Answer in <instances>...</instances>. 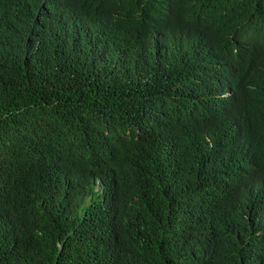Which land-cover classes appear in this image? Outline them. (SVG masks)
<instances>
[{
    "label": "trees",
    "instance_id": "trees-1",
    "mask_svg": "<svg viewBox=\"0 0 264 264\" xmlns=\"http://www.w3.org/2000/svg\"><path fill=\"white\" fill-rule=\"evenodd\" d=\"M129 4L0 0V264H264V0Z\"/></svg>",
    "mask_w": 264,
    "mask_h": 264
},
{
    "label": "clouds",
    "instance_id": "clouds-1",
    "mask_svg": "<svg viewBox=\"0 0 264 264\" xmlns=\"http://www.w3.org/2000/svg\"><path fill=\"white\" fill-rule=\"evenodd\" d=\"M17 2H27L29 0H15ZM44 11L48 14L50 21L57 22L59 24H65L70 19L68 7L76 4L80 0H34ZM112 4L107 5L103 0V10L106 14L113 16L115 20H124L130 17L132 6L129 4V0H112ZM147 21L155 23L159 17L164 15L167 11V6L162 3H149L145 6ZM236 46H234V50ZM256 50L252 55L246 57V59L240 63L238 59L235 70L238 77L247 86H251L249 80L257 73L259 65L256 60ZM227 54V53H225ZM198 72L202 73V68L198 67ZM212 91L210 97L214 100H218L221 103L232 101L234 98V91L230 87H223L218 85L214 79L211 80L210 84ZM213 142L210 141L209 146H212ZM244 160H239L238 157H234L231 160H224L222 158L216 162H212V166L215 170H222L227 175L234 169H237L236 178L241 174L252 175L258 171L256 163L253 161L249 154H243ZM230 168V170H229ZM235 178V179H236ZM250 188V186H248Z\"/></svg>",
    "mask_w": 264,
    "mask_h": 264
}]
</instances>
